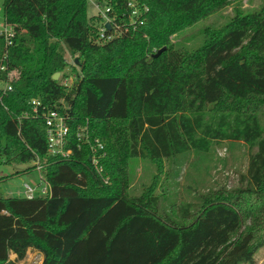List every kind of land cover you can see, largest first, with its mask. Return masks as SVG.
Listing matches in <instances>:
<instances>
[{
    "label": "trees",
    "instance_id": "trees-1",
    "mask_svg": "<svg viewBox=\"0 0 264 264\" xmlns=\"http://www.w3.org/2000/svg\"><path fill=\"white\" fill-rule=\"evenodd\" d=\"M89 1H3L15 36L9 44L0 35V80L13 69L18 77L0 99V161L34 169L36 157L48 155L33 100L68 117L65 148L73 152L49 156L50 197L0 195V264H16L10 255L21 259L29 249L44 254L43 264L254 263L264 247V108L254 105L264 99V0L206 27L196 49L172 36L231 0H137L149 7L143 24L119 34L107 27L105 39ZM92 1L115 23L130 22L129 0ZM67 51L78 57L70 86L53 78L70 66ZM79 127L104 143L108 183L90 144L77 147ZM224 141L256 148L237 195L197 208L152 189L130 192V159H172L175 175L199 174L201 159ZM247 220L254 226L242 232Z\"/></svg>",
    "mask_w": 264,
    "mask_h": 264
},
{
    "label": "rangeland",
    "instance_id": "rangeland-1",
    "mask_svg": "<svg viewBox=\"0 0 264 264\" xmlns=\"http://www.w3.org/2000/svg\"><path fill=\"white\" fill-rule=\"evenodd\" d=\"M3 1L0 0V25L5 22ZM261 3L262 0H231L230 4L223 9L174 34L172 40L193 49L199 48L202 45L206 27L222 26L234 16L236 8L254 10L259 8ZM101 9L103 11L104 6H101ZM88 15L89 17L99 16L98 30L101 28V24L107 21V18L98 11L92 1L88 3ZM113 30V34H119L117 29ZM67 59L70 66L65 69L63 74L60 73L58 79L63 84L70 86L76 78L75 67L79 71L75 62L78 57L67 51ZM9 71L12 77L18 73L16 69ZM254 105L258 106L259 109H263L264 99H258ZM213 113L214 111L209 110L207 112L208 117ZM214 145V149L201 159L199 174L188 173L183 168L178 175H175L177 164L172 159H162L161 161H155L149 157L130 159V172L133 178L130 192L141 194L152 189L154 195L166 197L169 195L173 198L176 196L177 202H193L197 204V208L203 206L204 203L236 194L234 190L244 187L246 184L242 182L241 175L246 172L249 157L256 148L251 149L242 141H224ZM30 165H33V162ZM24 182L35 185L37 183V172L29 169L28 165L7 164L0 161V195L5 197L22 196L21 190ZM159 207L170 208L169 204L164 203L162 200ZM172 208L171 212L177 211V207ZM177 218L183 222L192 220L180 216H177ZM252 226H254L253 222L247 220L242 232L252 228ZM10 258L16 260V264H43L44 262V254L36 249H29L21 259H17L15 254H11ZM241 264H264V247L257 253L254 263L244 262Z\"/></svg>",
    "mask_w": 264,
    "mask_h": 264
},
{
    "label": "built area",
    "instance_id": "built-area-1",
    "mask_svg": "<svg viewBox=\"0 0 264 264\" xmlns=\"http://www.w3.org/2000/svg\"><path fill=\"white\" fill-rule=\"evenodd\" d=\"M92 1V0H91ZM96 8L101 12L107 21L101 24L99 29L100 38L105 39V32L107 28V23L111 25V29H117L120 31H128L130 27L136 28L137 25L143 24L144 16L149 11L147 5L140 6L137 0H129L127 3V8L129 11L130 22L127 25H119L115 23V17H110L108 15L109 8H105L103 11L101 5L95 1ZM0 35H2L7 43H12V39L15 36V31L12 26H9L6 22L0 25ZM10 71H8V76L5 81L0 80V99L3 95L13 90V81L18 77V73L15 76H10ZM33 114L43 117L46 127H47V138H48V155L45 157L37 156L33 162V171L37 172V183L31 185L28 182L23 183V189L21 190V195L28 199L34 197H50L52 195L51 184L47 178L46 170L49 164V156L67 159L71 156L72 150L66 149L68 142V136L70 132V125L68 123V117L58 110L47 109L45 106L40 109L41 102L38 100H33ZM28 117L30 114L25 112L23 114ZM78 144L77 147L80 149L86 143L90 144L91 156L90 160L93 167L95 168L98 175H100L105 183L109 182V176L104 175V167L102 165V159L106 157V151L104 143L99 138H94L91 140L90 134L86 127H79L76 133Z\"/></svg>",
    "mask_w": 264,
    "mask_h": 264
},
{
    "label": "water",
    "instance_id": "water-1",
    "mask_svg": "<svg viewBox=\"0 0 264 264\" xmlns=\"http://www.w3.org/2000/svg\"><path fill=\"white\" fill-rule=\"evenodd\" d=\"M107 25V27L109 28V29H111V25L109 24V23H107L106 24ZM166 50V47H163V48H161L154 56L156 57V56H158V55H160L163 51H165ZM59 76H60V73L59 72H57V73H55L54 74V76H53V78L55 79V80H57L58 78H59Z\"/></svg>",
    "mask_w": 264,
    "mask_h": 264
}]
</instances>
